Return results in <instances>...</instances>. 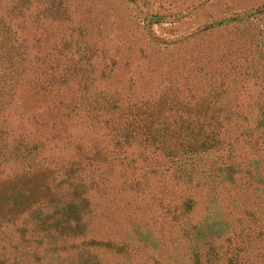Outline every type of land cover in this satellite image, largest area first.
<instances>
[{
    "label": "rangeland",
    "instance_id": "obj_1",
    "mask_svg": "<svg viewBox=\"0 0 264 264\" xmlns=\"http://www.w3.org/2000/svg\"><path fill=\"white\" fill-rule=\"evenodd\" d=\"M0 20L65 59L81 106L150 102L190 76L237 136L169 152L176 140L157 125L115 142L71 118L33 165L0 164V264H213L234 216L264 199V0H0ZM42 105L13 106L5 124L35 137L29 113ZM3 138L0 159L13 151Z\"/></svg>",
    "mask_w": 264,
    "mask_h": 264
},
{
    "label": "trees",
    "instance_id": "obj_2",
    "mask_svg": "<svg viewBox=\"0 0 264 264\" xmlns=\"http://www.w3.org/2000/svg\"><path fill=\"white\" fill-rule=\"evenodd\" d=\"M11 21L0 26V133L4 135V148L13 151H7L6 158L1 157V165H33L46 147L69 137L65 131L68 121L81 114L90 125L111 134L115 142L123 136L139 139L153 137L150 130L157 125L161 129L156 132L162 135L164 141L169 138L176 140L170 145L169 152L173 149L192 152L229 147L236 143L237 136L231 134L229 126L232 116L220 120L218 105L202 100L201 94L195 98L197 86L190 76L185 89L184 85L182 89L178 88L179 83L176 82L173 93L161 94L150 102L139 105L85 103L81 106L74 92L67 89L69 80L62 73L65 59L41 53L39 42L33 39H19L20 27L14 26ZM128 99L125 102H129ZM32 100L43 105L29 113L32 131L25 134H36L29 138L23 134L27 132V126L23 127V131L14 129L11 124H5L3 116L10 115L9 110L13 106ZM232 115L237 116L236 113ZM161 149H164L163 146ZM248 201L247 198L245 203ZM195 203L191 196H187L182 207L189 212ZM257 204L258 210H252L247 205L234 216L238 224H233L230 236L214 244L213 264H264V199ZM238 207L237 202L235 208ZM178 210H172L174 216H177Z\"/></svg>",
    "mask_w": 264,
    "mask_h": 264
}]
</instances>
